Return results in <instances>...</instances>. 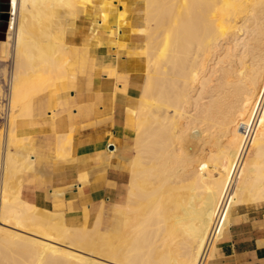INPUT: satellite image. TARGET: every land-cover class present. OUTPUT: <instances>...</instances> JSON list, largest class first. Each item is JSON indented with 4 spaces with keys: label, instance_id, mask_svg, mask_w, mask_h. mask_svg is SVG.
<instances>
[{
    "label": "bare ground",
    "instance_id": "obj_1",
    "mask_svg": "<svg viewBox=\"0 0 264 264\" xmlns=\"http://www.w3.org/2000/svg\"><path fill=\"white\" fill-rule=\"evenodd\" d=\"M12 1L6 39L0 33V58L11 63L0 109V264H215L233 211L264 203V0H141L145 68L125 195L113 224L100 201L81 226L23 200L22 176L9 180L35 98L46 94L61 127L77 87L69 33L93 3ZM70 136L59 132L57 145L70 148Z\"/></svg>",
    "mask_w": 264,
    "mask_h": 264
},
{
    "label": "crops",
    "instance_id": "obj_2",
    "mask_svg": "<svg viewBox=\"0 0 264 264\" xmlns=\"http://www.w3.org/2000/svg\"><path fill=\"white\" fill-rule=\"evenodd\" d=\"M91 1L93 7L81 12L77 22L79 38L71 43L77 87L70 90V103L59 116L61 127L55 130L51 125L42 94L18 133L26 138L18 148L16 166L22 176L21 198L40 210L63 215L71 226L90 225L101 202L106 212L103 223L113 224L108 209L125 195L134 111L144 72L141 0ZM121 8L127 12L125 19L118 18ZM59 132L71 135L70 148L57 145ZM60 148L70 150L69 154L62 151L60 157ZM263 207L264 203L237 208L215 264H264Z\"/></svg>",
    "mask_w": 264,
    "mask_h": 264
},
{
    "label": "rangeland",
    "instance_id": "obj_3",
    "mask_svg": "<svg viewBox=\"0 0 264 264\" xmlns=\"http://www.w3.org/2000/svg\"><path fill=\"white\" fill-rule=\"evenodd\" d=\"M11 1L12 0H10V5H11ZM13 2V1H12ZM141 6H142V9L144 10V5H143V3L141 2ZM13 8H14V2H13ZM7 14H8V16H9V14H10V9H9V11H7ZM0 15H1V12H0ZM11 15V14H10ZM80 17V16H79ZM9 19V18H8ZM80 18H78V22L80 21L79 20ZM10 20H8V21H6V20H2V19H0V33L1 34H3V38H5L6 39V37H7V31H8V29H9V27H11L10 26V22H9ZM4 25H6V29H5V31L4 32H1V30H2V28L4 27ZM76 29L74 30V31H71L70 33H69V38H68V42L69 43H72L73 41H74V39H77V38H79V31L80 30H78L77 29V27H75ZM71 36V37H70ZM73 37V38H72ZM3 38H0V41H1V39H3ZM144 42H145V35H144ZM144 45V44H143ZM144 52H145V49H144ZM10 62L8 61V58L7 59H1L0 58V91L2 92V93H0V109H1V107H4L5 106V94H7V79L5 78V76H4V71H5V73H7V71H9L10 70ZM144 68H145V62H144ZM3 75V76H2ZM4 77V78H3ZM4 80H3V79ZM143 79H144V77H143ZM142 82H143V80H142ZM6 85V86H5ZM4 97V98H3ZM4 112L3 111H0V132L2 133H0L1 135H3V134H5V132H6V130L5 129H7L6 128V125H5V118H4V114H3ZM22 146V143H20V144H18V146H17V150H16V153H15V155L13 156V162H14V164H13V167L12 168H10V171H11V178H10V180H9V185L10 186H12L17 180H18V178H19V176L17 175V170H16V166H17V159H18V148L19 147H21ZM129 165H130V160L128 161V163H127V165H126V169H127V171L129 172ZM126 188V185H125V187L123 188V190H122V193H123V191H124V189ZM125 193V192H124ZM116 206V205H115ZM115 206H113L111 209L109 208L108 210H111L112 211V213H113V217L112 218H114V216H117V215H114V214H116V213H114V209H115ZM237 210V209H236ZM236 210H234L233 212H235ZM116 219H118L117 217H116ZM221 255V253L219 252V253H217L216 254V256H220Z\"/></svg>",
    "mask_w": 264,
    "mask_h": 264
},
{
    "label": "water",
    "instance_id": "obj_4",
    "mask_svg": "<svg viewBox=\"0 0 264 264\" xmlns=\"http://www.w3.org/2000/svg\"><path fill=\"white\" fill-rule=\"evenodd\" d=\"M10 9V0H0V19L2 20H8L9 16L7 14V11ZM6 29V25L2 28L1 32H4Z\"/></svg>",
    "mask_w": 264,
    "mask_h": 264
}]
</instances>
